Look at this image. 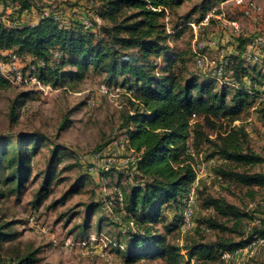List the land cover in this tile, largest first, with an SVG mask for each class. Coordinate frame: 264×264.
Here are the masks:
<instances>
[{"label":"trees","instance_id":"trees-1","mask_svg":"<svg viewBox=\"0 0 264 264\" xmlns=\"http://www.w3.org/2000/svg\"><path fill=\"white\" fill-rule=\"evenodd\" d=\"M0 1L7 5L12 0ZM13 1L20 3L22 10L32 8L27 0ZM185 1L188 0H102L94 15L110 22V26H99L86 18L95 26L94 30L85 28L76 19L67 23L64 19L58 21L56 14H48L33 25L0 22V60L6 61L2 53L8 51L24 68L43 63L42 67H37L43 84L57 88L95 74L103 75L106 85L131 92V110L122 113L117 129L138 159L134 168L126 167L132 169L125 175L130 178L127 187L122 188L120 182H109L107 187L113 184V188L121 191L122 206L114 208V212L122 213L123 222H132L136 229L122 230L109 216L101 217L95 226L96 234L101 233L103 221L118 227L116 236L107 235L112 241V253L120 256L124 264L159 258L167 264H180L183 259V264H214L221 260L224 252L244 249L251 242L264 239V216L255 219L254 215L239 210L223 198H201L199 182L195 188V206L200 200L203 209H212L224 219L221 222L208 217L198 222L199 227L236 233L243 221L248 220L245 237L239 232L238 241L192 242L184 249L167 241L175 231L181 232L185 199L195 178L192 168L195 159L191 153L201 155L203 145L208 147L207 161L215 157L223 161L214 169L217 177L242 187L264 188V173L249 170L264 164V156L255 154L248 146L243 148L240 140L245 141L246 134L242 129L220 132L223 125L217 124L228 122L229 127L252 104L258 106L264 102V98L260 100L264 91L259 89L264 86V70L244 60L243 53L251 40L238 37L237 54L229 59L227 56L220 79L214 70L203 74L205 76L188 72L187 54L173 50L167 41L177 38L194 15L202 22L216 4L226 0H201L181 17V24L173 26L172 34H168L163 19ZM55 53L59 57H55ZM6 85L9 84L0 79V88ZM24 96L26 94L17 96L11 102L8 113L11 123L17 121ZM260 112L264 129V109ZM204 127L215 133L214 139L208 138ZM45 144L52 146L51 156L41 173L40 189L31 202L34 207L47 197L55 179L56 165L61 162L65 149L39 132L0 135V199L22 194L33 173L30 161ZM233 164L245 169L236 172L231 167ZM108 173H104L106 177ZM119 173L118 179L124 176ZM87 175L79 178L80 183L71 193H77L88 181ZM103 206V201L87 206V217L79 230L80 239L89 236L88 218L97 208L103 210ZM168 211L172 213L169 221ZM231 222L228 228L226 223ZM9 226L8 223L0 225V263L2 242L16 236ZM183 250L186 258L181 254ZM37 253L32 250L16 256L11 264H35Z\"/></svg>","mask_w":264,"mask_h":264},{"label":"rangeland","instance_id":"rangeland-1","mask_svg":"<svg viewBox=\"0 0 264 264\" xmlns=\"http://www.w3.org/2000/svg\"><path fill=\"white\" fill-rule=\"evenodd\" d=\"M12 1L7 5L0 1V13L6 14L7 24L33 25L48 14H56L66 23L72 19L81 21L82 18H88L99 26H110V22L94 15V10L101 5L102 0H27L32 7L27 10H22L17 1ZM200 1H185L163 19L168 34H172L173 26L181 24V17ZM206 17L208 20L202 22L197 21L198 15L192 17L191 21L198 27L195 35L191 27L185 25V28L181 29L183 32L177 38L167 41L168 46L173 50L187 54L186 68L188 72L196 75H208L210 70H214V65H208L203 71L197 69L193 50L217 62L221 55L225 59L228 56L229 59L230 56L237 54L238 37L253 40L257 36H264V0H226L222 4H216ZM232 21L240 27L238 31L228 27ZM198 44L204 47L198 49ZM260 47L264 59V43ZM256 65L264 70V63L257 62ZM101 84H105L103 75L89 74L80 82L62 84L54 88L55 91L47 94L34 86L6 85L0 88V135L39 132L65 149V155L63 154L61 162L56 165L55 179L50 185L47 197L40 205L34 207L31 202L40 189L43 178L41 173L47 167L51 156L52 146L49 144L40 146L35 157L30 161L33 165V173L27 180L22 194L19 197L10 196L0 199V225L8 223L10 232L16 233L13 239L2 242L0 264H11V259L32 250L38 251L36 255L38 261L35 264H124L120 256L112 253L111 245L104 246L99 242L100 246L95 250L91 249L92 245L86 246L87 250L77 245L82 240L78 236L80 227L87 217V206L103 201V196L99 193L102 180H105L106 184L120 182V186L124 188L130 182V178H126L125 175L132 172L131 168L121 165L122 160L129 155L128 150L109 145L113 138L123 141V135L117 128L122 113L131 110L132 101L123 93L111 92L112 96L109 97L97 96ZM216 86L220 87L218 83ZM25 94L26 96L21 99L23 105L19 109L17 121L11 123L8 117L11 102L17 96ZM89 102L95 103L90 107ZM260 109H264V102L258 106L252 104V107L241 113L239 119L229 127L228 122L217 124L223 125L220 132L242 129L246 134L245 141L240 140L243 148L248 146L255 154L264 156V129ZM115 131L117 132L114 136ZM204 131L209 139H214V132L207 127H204ZM207 148L203 145L202 153H199L204 161L208 160L205 158L208 154ZM212 160L214 165L210 166L199 180L201 198L206 196L223 198L239 210L254 215L255 219L263 217L264 188L242 187L217 177L214 169L223 161L217 157ZM100 166H110L109 177L93 172ZM231 167L236 172L245 169L234 164ZM249 170L252 173H264V164L253 166ZM119 172L124 174L120 179H118ZM85 174H88V181L78 188L77 193H71L72 188L80 183L79 178ZM112 186L108 188L109 195L106 198L110 202L107 205L110 209L114 208L116 202ZM106 207L104 205L103 210L97 208L88 218L90 225L88 235L96 234L95 226L101 217H110ZM117 215L122 216V213ZM208 217L224 221L212 209H203L200 200H197L193 217L194 229L187 233L177 230L167 237V241L182 249L192 242L209 244L219 239L238 241L239 232H243L245 237L250 224V221L244 220L238 232L220 233L217 230L199 227L198 222ZM170 218L172 213L168 211L167 220L169 221ZM103 223L105 225L101 233L116 236L118 227L115 228L104 221ZM226 224L231 228L232 222ZM157 228H160L159 224ZM67 243L69 245H66ZM91 250L97 253H91ZM185 253V250L181 252L184 258H186ZM184 262L183 259L180 264ZM137 264H167V262L159 258L141 260ZM214 264H264V244L240 254L230 262L221 259Z\"/></svg>","mask_w":264,"mask_h":264},{"label":"built area","instance_id":"built-area-1","mask_svg":"<svg viewBox=\"0 0 264 264\" xmlns=\"http://www.w3.org/2000/svg\"><path fill=\"white\" fill-rule=\"evenodd\" d=\"M9 12V10L7 11ZM55 19L60 21L62 18L55 16ZM208 17H205L204 21H207ZM62 21V20H61ZM0 22L8 23V18L6 17V14L0 13ZM63 22V21H62ZM81 23L84 25L85 28L94 30L95 26L88 21L86 18H82ZM203 24V23H201ZM187 26L191 27L193 30L194 35L196 34L197 25L194 22H189L186 24ZM229 28H232L236 31L240 29L238 24L235 21H232L228 24ZM264 43V36L260 35L255 37L253 40H251L245 48V51L243 53V58L247 62L251 63H257L262 61L261 56V45ZM212 46L213 44H209ZM204 47L201 44H198V49ZM194 53V64L197 69L200 71H203L208 65H214V73L216 74L217 78L220 79L223 70L225 66L227 65V59H225L222 55L220 56L219 61L215 62L214 60L208 59V57L196 50H193ZM55 57H59L58 53L54 54ZM2 57H7L6 61L0 60V79L5 80L10 86L13 87H28V86H34L35 88L41 90L44 94H47L48 92H52L54 90L53 87L50 85H45L41 82L38 75V69L37 67H42L43 63H38L37 67L35 66H28L24 68L18 58L14 55L9 53L8 51H4L2 53ZM261 91H264V86L262 88H259ZM55 91V90H54ZM111 92L116 93H123L127 95L131 100V92L125 88L120 87H113V86H107L106 84H101L98 87L97 90V96L99 95H106V96H112ZM264 98V95L262 94L260 97V100ZM95 102H89L88 105L91 107ZM116 132H114V136L116 135ZM123 141L120 142L113 138L110 142V146L113 148H120L122 150H128L129 155H127L121 162V165L124 166H130L131 168H134V165L138 159V155L129 147L128 140L123 136ZM191 155L194 157L195 161L192 163V168L194 170L195 178L194 181L191 183L190 190L187 194V197L185 199V207L183 209L182 214V220H181V232L187 233L193 228V216L195 211V188L197 187L199 180L205 175L208 168L212 165H214L213 160L204 161L201 158V155H194L191 153ZM113 162V160L111 161ZM110 169V166H100L96 169H94L95 174H104L105 172H108ZM105 181V180H104ZM102 180L100 186H99V193L101 196H103V202L105 207L110 203L107 201V196L109 195L107 184ZM114 196H115V204L114 208L121 207L122 206V193L119 189L114 188ZM114 208L110 209L109 206L106 207L110 218L112 221L122 227V230H127L128 228L135 230L136 227L132 222H129L125 224L122 220L121 215H117L114 212ZM69 242V241H68ZM99 242L103 244L104 246L111 245L112 241L110 240L108 235H104L102 233L99 234H93L89 235L87 238L79 241L77 243L78 246H81L82 248H86L88 245L90 246L92 250H95L98 246H100ZM264 244V239H259L256 241L251 242L248 246H246L244 249H239L234 252H224L221 256V259L225 262H230L231 260L235 259L240 254L247 252L250 249H254L256 246H260ZM66 245H69L67 243ZM112 246V245H111ZM121 250L122 247H120ZM87 250V248H86ZM91 253H97V251H92ZM103 255V254H102Z\"/></svg>","mask_w":264,"mask_h":264}]
</instances>
